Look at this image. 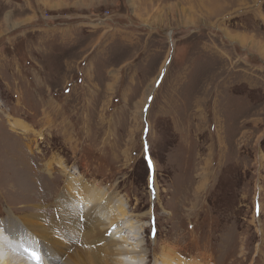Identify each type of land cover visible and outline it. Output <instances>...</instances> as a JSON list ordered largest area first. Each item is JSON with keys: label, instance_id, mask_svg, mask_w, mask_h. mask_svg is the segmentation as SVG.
I'll use <instances>...</instances> for the list:
<instances>
[{"label": "rangeland", "instance_id": "rangeland-1", "mask_svg": "<svg viewBox=\"0 0 264 264\" xmlns=\"http://www.w3.org/2000/svg\"><path fill=\"white\" fill-rule=\"evenodd\" d=\"M70 178L145 264H264V0H0V223Z\"/></svg>", "mask_w": 264, "mask_h": 264}, {"label": "bare ground", "instance_id": "bare-ground-1", "mask_svg": "<svg viewBox=\"0 0 264 264\" xmlns=\"http://www.w3.org/2000/svg\"><path fill=\"white\" fill-rule=\"evenodd\" d=\"M13 125L14 131L19 128ZM54 170H48L46 176L53 179ZM109 191L70 178L54 202L45 207L51 215L42 213L41 205L32 204L22 215L10 211L12 223H0V264H145L148 251L140 249V242L131 244L123 236L118 224L128 212ZM33 252L39 254V260ZM172 252L170 246L162 247L164 264H185L173 260Z\"/></svg>", "mask_w": 264, "mask_h": 264}, {"label": "snow or ice", "instance_id": "snow-or-ice-1", "mask_svg": "<svg viewBox=\"0 0 264 264\" xmlns=\"http://www.w3.org/2000/svg\"><path fill=\"white\" fill-rule=\"evenodd\" d=\"M150 166H151V163H150ZM154 190V189H153ZM27 250V249H26ZM32 255L34 256V258H36L37 260H39L40 259V256H39V254L38 253H35V252H33L32 253Z\"/></svg>", "mask_w": 264, "mask_h": 264}]
</instances>
